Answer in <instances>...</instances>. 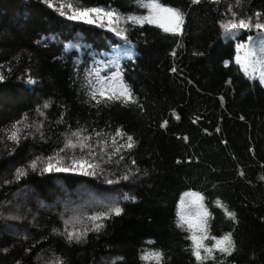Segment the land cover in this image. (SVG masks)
<instances>
[{
	"label": "trees",
	"instance_id": "16d2710c",
	"mask_svg": "<svg viewBox=\"0 0 264 264\" xmlns=\"http://www.w3.org/2000/svg\"><path fill=\"white\" fill-rule=\"evenodd\" d=\"M24 1L27 7L0 0V22L8 29L0 31V264H50L57 256L63 264H143L139 254L146 247L161 249L163 264H196L187 231L176 227L177 202L188 190L205 196L211 235L233 233L234 253H214L216 264H264V85L246 77L234 60L235 43L250 33L222 37L216 23L221 17L213 10L232 3L240 15L264 13V0H241L239 6L236 0L219 5L161 0L187 14L179 36L147 24L123 25L132 54L121 57L119 69L103 68L101 75L119 70L135 105L96 104L85 80L123 41L95 25L67 21L42 0ZM83 4L125 15L146 13L137 0ZM16 121L22 129L19 144L6 135ZM34 122L43 137L23 127ZM117 127L136 144L118 154L124 157L119 164L106 167L113 180L134 173L128 181L108 185L101 176L30 169L19 182L13 179L16 167L60 147L63 134ZM5 179L12 182L5 185ZM124 193L135 200L119 199ZM76 194L87 195L92 205L74 216L102 210L93 200L106 197L118 200L122 212L80 243H68L64 222L72 215L60 207L65 198L68 208H76ZM19 195L32 213L38 211L35 218L13 210ZM217 198L236 214V223L216 207Z\"/></svg>",
	"mask_w": 264,
	"mask_h": 264
},
{
	"label": "snow or ice",
	"instance_id": "6c2138e0",
	"mask_svg": "<svg viewBox=\"0 0 264 264\" xmlns=\"http://www.w3.org/2000/svg\"><path fill=\"white\" fill-rule=\"evenodd\" d=\"M42 2L47 3L49 8L57 11L67 21L95 25L106 29L124 42L120 48L113 49L111 59L104 60L100 67L91 68L85 77L90 98L96 104H108L110 102H119L121 105L137 104V99L130 85L124 81L119 70L101 75L103 68H111L115 65L119 69L121 57L131 54L127 30L122 27L123 25L143 27L147 24L160 28L164 33L179 36L183 34L187 15L182 9L161 3V0H137L138 6L146 9V13L142 15L133 13L125 15L114 9L85 6L83 0H57V3H54L53 0H42ZM201 2L203 0H191L192 5ZM221 2L222 0H208V3L213 5H219ZM240 3L241 0H236V6H239ZM213 10L217 11L221 17L216 23L221 30L222 37L236 39L240 32L250 33L235 43L236 55L234 60L246 77L258 78L261 85H264V19H261L264 13L254 11L251 15H240L234 10L232 3H228L224 10H220L218 7ZM252 32H255L256 35H252ZM172 54L175 55V50ZM225 63L227 64V62ZM29 83H34V81L29 80ZM48 107V103L45 102L43 108ZM140 110L143 111V108L141 107ZM37 111H40L39 107ZM40 115L43 116L44 113L40 112ZM18 124L20 121L14 122L11 130L6 133L7 139L17 144H19L22 134V129L17 127ZM23 127L25 129L32 128L34 133L43 137L39 123L25 124ZM161 127H164L163 123ZM31 134L23 133L25 137ZM63 136L62 145L55 149L51 155L36 156L26 166L16 167L13 179L19 182L22 177L27 175L29 169L32 171L39 170L42 173L101 176L108 185L119 183L120 180L128 181L134 175V173L128 172L113 180L109 168L106 167L114 162L119 164L124 157L118 154L124 149H133L136 144L134 137L127 134L122 128L117 127L114 131L108 132L92 130L91 133H88L87 129L78 128L63 134ZM117 138L122 139L118 141ZM132 163L134 165L135 161ZM11 182L7 179L4 180L5 185ZM118 198L125 201L135 200V197L129 193H124ZM204 200L205 196L199 191L182 192L180 200L177 202L176 227L182 231H187L186 239L191 241V255L196 264H204V261H212L213 264H216L217 257L214 256V253L230 256L234 253L236 245L232 232H224L219 236L210 234L208 217L211 213L204 204ZM93 203L102 210L92 211L90 214L81 212L64 222L66 226L64 235L68 243H80L90 231L99 232L104 227V220H107L111 215H120L122 212L118 200L111 197L94 199ZM214 203L217 208L224 212L225 217L230 218L233 223L237 222L236 214L229 211L219 198ZM12 219H20V217L14 216ZM205 241H211V243H205ZM145 243L151 245L154 241L147 240ZM139 259L143 261V264H163L164 253L159 248L146 247L139 254ZM50 264H63L62 258L57 256Z\"/></svg>",
	"mask_w": 264,
	"mask_h": 264
},
{
	"label": "rangeland",
	"instance_id": "374dc122",
	"mask_svg": "<svg viewBox=\"0 0 264 264\" xmlns=\"http://www.w3.org/2000/svg\"><path fill=\"white\" fill-rule=\"evenodd\" d=\"M17 2H16L17 6L20 5V4H23L22 6H26L25 4H27V2L24 1V0H17ZM23 2H25V3H23ZM12 3H13V1H12ZM4 27H5L4 23L0 22V31H2L3 29H4V31L8 30V29H5ZM0 34L2 35L1 32H0ZM129 46L131 48V54H132L133 47L131 45H129ZM112 56H113V54L111 56H109V58H111ZM129 56H125V57H129ZM83 189H84V187H83ZM80 190H82V188H80ZM76 196H78V194H76ZM17 198H18L17 199L18 202H14V201L12 202V205L11 206L13 207V210L14 209L15 210H17V209L22 210L23 209L25 212L30 213V215L35 218L37 215H34V214L38 213V211L37 212L35 211L34 213H32V209L28 207L29 205H27L29 203H27L24 200V197L22 195L21 196L19 195ZM76 198H78V200ZM76 198L75 199H76L77 202H79V205L76 208H74V209H71V208H68L67 207L68 199H66V200H65V198L62 199V200H64L63 201L64 203L61 204V207H60L62 209V212H67L70 215H72V217H73L77 213V211H79L80 209H84V208H87V207H89V206L92 205V202L89 200V197L87 195L85 196L86 202L85 201L83 202V200H85L84 199V195H80L79 194V196L76 197ZM51 214H56V211H53V213H51ZM112 262H113V260L110 259L107 263H112ZM102 264H105V263H102Z\"/></svg>",
	"mask_w": 264,
	"mask_h": 264
}]
</instances>
